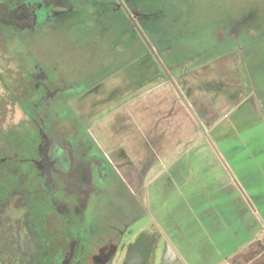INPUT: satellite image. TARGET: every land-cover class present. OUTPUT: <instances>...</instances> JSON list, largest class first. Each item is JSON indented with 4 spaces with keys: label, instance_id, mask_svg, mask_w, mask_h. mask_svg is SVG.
<instances>
[{
    "label": "rangeland",
    "instance_id": "1",
    "mask_svg": "<svg viewBox=\"0 0 264 264\" xmlns=\"http://www.w3.org/2000/svg\"><path fill=\"white\" fill-rule=\"evenodd\" d=\"M42 1L53 8V15L48 20L51 23L43 25L40 34L29 36L27 43L37 47L43 59L52 57L56 62L59 83L67 84L66 92L70 97L76 95L66 108L67 114H75L80 133L84 132L99 152L101 145L109 150L115 144L118 147L124 145L126 151L131 150L130 132L126 131L131 128L132 113L123 111L131 107L133 97L141 90L153 86L154 75L165 77L183 99L178 84L169 74V69L174 66L180 70L179 63L185 61L187 64L192 60L196 63L237 51L243 52L241 56L249 61V72L257 70L264 74V0ZM21 45L12 43L18 50H24ZM3 52L0 50L2 58ZM250 79L255 87L264 89V77L253 78L250 74ZM2 94L0 91V96ZM258 100L262 104L264 98ZM253 107L252 101L243 102L212 132L223 128L228 131L237 120L242 121L240 127L252 119L248 115ZM95 124L101 126V130L107 125V135L114 140L112 145L103 139L104 133L98 132L99 137L94 130ZM133 136L136 138L137 134L133 133ZM205 138V145L218 156L216 146L212 145L215 144L214 136L208 134ZM136 145L138 150L142 143ZM107 152L114 170L121 166L116 172L135 192V197L142 198L144 187L130 155L121 151L117 154ZM219 163L227 172L222 158ZM118 189L121 190V186L118 185ZM127 202L133 207V213L118 225V232L123 231L125 237L111 264H132L136 253L142 255L144 264H167L161 249L164 240L157 246L159 251H155V255L153 246L147 243V233L154 227L148 218V201ZM11 214L18 215L15 201L0 205V215ZM141 214L143 220L137 222ZM141 233L146 235L138 239L137 235ZM17 235L20 242L15 244L21 252L16 264H29V255H25V251L32 247L31 239L25 240L24 230ZM0 264L13 262L3 257Z\"/></svg>",
    "mask_w": 264,
    "mask_h": 264
},
{
    "label": "crops",
    "instance_id": "2",
    "mask_svg": "<svg viewBox=\"0 0 264 264\" xmlns=\"http://www.w3.org/2000/svg\"><path fill=\"white\" fill-rule=\"evenodd\" d=\"M241 55L233 51L169 69L183 99L165 77L154 75L153 86L141 90L123 111L132 113L126 131L131 150L101 145L110 161L107 151L130 155L137 173L144 175L142 182H150L148 218L154 227L147 243L155 255L164 240L167 264H264V101L258 100L264 89L250 79V74H264L249 72V61ZM245 101L254 103L252 119L240 127L242 121H234L230 133L224 128L212 132ZM106 126L101 130L95 124L94 130L112 145ZM208 134L214 136L218 156L204 143ZM137 143H142L138 150ZM141 258L136 253L132 264H144Z\"/></svg>",
    "mask_w": 264,
    "mask_h": 264
},
{
    "label": "flooded vegetation",
    "instance_id": "3",
    "mask_svg": "<svg viewBox=\"0 0 264 264\" xmlns=\"http://www.w3.org/2000/svg\"><path fill=\"white\" fill-rule=\"evenodd\" d=\"M51 9L42 0H0V205L15 201L18 212L0 215V259L17 263L24 230L29 264H111L123 241L118 225L133 213L127 201H148L150 182L139 173L136 198L67 114L76 95L59 83L54 59L27 43L51 23Z\"/></svg>",
    "mask_w": 264,
    "mask_h": 264
}]
</instances>
